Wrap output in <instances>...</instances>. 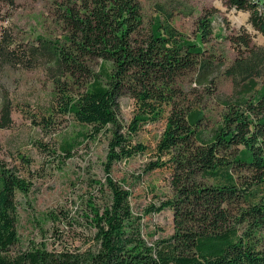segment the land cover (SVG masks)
Returning a JSON list of instances; mask_svg holds the SVG:
<instances>
[{
    "label": "trees",
    "instance_id": "1",
    "mask_svg": "<svg viewBox=\"0 0 264 264\" xmlns=\"http://www.w3.org/2000/svg\"><path fill=\"white\" fill-rule=\"evenodd\" d=\"M225 1L248 12L264 37V0ZM60 21L64 42L40 39L32 53L52 59L62 113L95 136L106 135L105 179L81 177L82 192L47 213L50 237L22 247L17 198L29 196L33 184L0 161V264H264V47L251 51L249 38L240 39L249 56L241 53L223 72L233 79L236 98L206 135L205 113L194 108L182 82L193 75L199 86L210 84L222 67L202 46L213 34L212 14L198 21V43L169 20L147 27L139 0H73L61 9ZM124 97L137 108L127 132L119 119ZM165 108L156 161L146 171L169 165L172 195L144 214L172 211L174 232L150 244L128 184L112 171L146 152L132 137L142 123L158 121ZM2 114L0 128L6 129L11 109L5 105ZM62 149L72 157V143Z\"/></svg>",
    "mask_w": 264,
    "mask_h": 264
},
{
    "label": "rangeland",
    "instance_id": "2",
    "mask_svg": "<svg viewBox=\"0 0 264 264\" xmlns=\"http://www.w3.org/2000/svg\"><path fill=\"white\" fill-rule=\"evenodd\" d=\"M73 0H0V124L2 108L11 109V125L0 128V161L16 168L33 188L29 196H18V232L22 247L30 242L42 243L49 236L50 225L44 220L55 208L65 206L84 187L81 177L104 180L103 163L108 139L95 136L93 130L62 113L56 100L57 77L50 69L52 59L43 52L32 53L43 41L64 42L65 30L60 21L61 9ZM145 25L160 19L174 27L192 42L198 43V21L212 14L213 34L203 48L206 57L221 66L210 84L199 86L193 75L182 82L185 94L194 108L203 109L206 120L202 131L210 134L220 122L224 106L236 98L233 79L223 74L234 65L240 54L249 56L241 38H249L251 51L264 47V37L249 23V13L227 6L225 0H139ZM247 52V53H246ZM101 61L94 65L99 71ZM110 70L109 63L104 64ZM224 66V67H223ZM264 77L259 82H263ZM64 83V79L61 81ZM137 108L133 99L120 100L119 119L124 132L133 121ZM156 122L142 123L132 144H142L146 152L129 161L115 164L112 175L124 181L132 192L131 203L136 214L143 216L145 238L153 243L174 232L170 210L146 216L144 210L171 197L169 165L147 172L156 161V147L166 126L169 109ZM205 135V137H206ZM74 145L71 158L62 146ZM22 158L29 160L28 167ZM85 190V189H84ZM166 196V197H165Z\"/></svg>",
    "mask_w": 264,
    "mask_h": 264
},
{
    "label": "bare ground",
    "instance_id": "3",
    "mask_svg": "<svg viewBox=\"0 0 264 264\" xmlns=\"http://www.w3.org/2000/svg\"><path fill=\"white\" fill-rule=\"evenodd\" d=\"M255 1H257V0H255Z\"/></svg>",
    "mask_w": 264,
    "mask_h": 264
}]
</instances>
